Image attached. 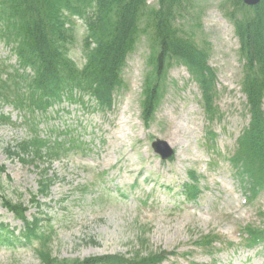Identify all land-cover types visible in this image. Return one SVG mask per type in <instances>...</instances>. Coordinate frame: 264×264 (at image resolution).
Returning <instances> with one entry per match:
<instances>
[{"label":"rangeland","instance_id":"obj_1","mask_svg":"<svg viewBox=\"0 0 264 264\" xmlns=\"http://www.w3.org/2000/svg\"><path fill=\"white\" fill-rule=\"evenodd\" d=\"M156 0H148L149 7L156 6ZM223 0H195L198 9L201 11V29L197 31L199 40L205 41L208 46V52L210 54L209 63L216 67L218 72V83L222 86L226 84H233L237 81L238 72L240 73V64L234 55V50L237 48V42L232 38L230 26L222 18L219 12V4ZM142 36L137 42L134 51L127 60V66L122 74L125 83L127 85V91L122 92L124 104L121 107L120 112L125 113L124 121L125 129L121 131V146L128 149L131 147V141L133 135L141 139L143 135L139 109L137 101L140 99V88H141V74L144 66V62L148 55V45ZM6 51L0 46V57L6 55ZM168 72L166 83L171 84L168 92L161 103L157 111L158 123H154L146 133L159 132L161 126L166 128V139L172 144H176L178 148L177 155L182 162H185V166H197L200 169H204V165L201 163L202 156H205V149L198 148L197 139L193 130L194 122L196 119L190 116L188 111L189 95L187 91L180 92V86L182 81L185 79L184 70L180 67H172ZM176 80V86L172 84V80ZM132 90V92H130ZM178 92L181 95L178 97ZM119 96V97H121ZM185 97V99L183 98ZM138 99V100H137ZM171 101L172 104L167 105ZM163 104V105H162ZM219 105L222 110H225L229 105L230 101L226 95H222L219 100ZM2 114L8 112L11 114L12 121L16 123L20 122L17 118V112H13L11 108H1ZM174 112H178L180 117ZM163 121V122H162ZM162 124V125H160ZM221 126H216L214 131L220 132ZM195 129V128H194ZM23 132L19 129L13 128L9 125H0V164H4L7 167V174L11 178L12 186L19 188V191H25L30 188H34L36 177V171L29 166L20 164L15 159L7 158L5 148L7 145H13L15 140L21 139ZM219 144H222L223 138L217 139ZM121 146L118 149H121ZM136 169L139 168L140 161L138 158ZM56 171H60L59 167ZM81 181V180H77ZM211 186H215L210 183ZM67 190L66 184L55 185L51 189L50 199H57L60 193ZM74 199V201H72ZM72 208L78 211L79 208L75 207L77 204L84 205L79 196H74L70 199ZM78 201V202H76ZM76 202V204H75ZM235 201L232 198L228 201L221 212L233 209ZM92 216H104L105 222L93 225V221L88 219V215ZM78 217H75L70 223L66 224L61 230L59 224H55L57 230V236H54L51 243V249L53 254L59 256H86L94 253L101 252H116L126 251L130 247V240L132 238L134 221L133 214L130 208L123 207L119 210L110 211L106 206H100L91 209H82ZM86 219L84 220V218ZM80 220V223L78 221ZM218 223L217 221L205 220L202 224L203 229H208L211 224ZM224 224H227L224 223ZM93 225V226H92ZM166 226V225H164ZM169 228V227H168ZM78 229V230H77ZM172 229V228H169ZM76 233L73 235V231ZM177 232H185L184 223L181 225V231L179 229H172ZM82 231V232H81ZM158 237V242L162 244H171L175 240V234L171 230L161 228L153 233V237ZM86 237L97 238L101 245L98 248H91L83 245L79 241ZM0 264H38V260L35 255H31L26 252L24 248H13L4 249L0 247Z\"/></svg>","mask_w":264,"mask_h":264},{"label":"trees","instance_id":"obj_2","mask_svg":"<svg viewBox=\"0 0 264 264\" xmlns=\"http://www.w3.org/2000/svg\"><path fill=\"white\" fill-rule=\"evenodd\" d=\"M177 1L160 0L158 18L172 13ZM142 5L143 0H0V37H3L4 31L7 32L6 36L15 34L13 44H17L16 54L20 61L22 62L30 53L31 58L37 57L39 61L38 77L36 68L34 77L29 83H25L26 91L31 92L29 98L32 99L36 93L43 91V85L47 81L57 85L58 77L70 72V69L56 65L69 66L65 55L79 35L71 20L72 16H76L85 24L82 46L85 50L86 64L79 76L69 74L68 78L74 80L78 87H92L97 93L104 95L106 103L110 102V94L116 87V79L110 82L106 77L110 75L116 63H122L129 49L137 30V11ZM255 14L250 21L236 25L244 43L252 46L255 54L262 55L264 47L260 30L262 26L264 27V10L260 8ZM165 22L166 19L163 18L160 24ZM105 38L111 40L103 45L102 41L104 43ZM92 43L95 47L90 49ZM162 46L164 50L176 48L180 52V56L176 54L177 57L185 64L199 73L204 72L201 54L187 42L165 40ZM58 52L62 53L65 59ZM28 59L26 57L24 61ZM162 62L163 59H160V64ZM48 68L51 69L49 73ZM20 79L26 81L24 76ZM157 93V88L152 91L146 90L144 107L151 106L148 98H153V102H156ZM29 148V145L23 144L20 149L24 153L28 152Z\"/></svg>","mask_w":264,"mask_h":264}]
</instances>
